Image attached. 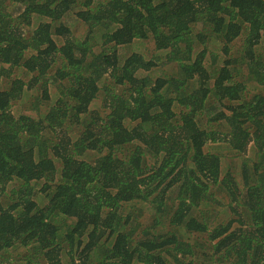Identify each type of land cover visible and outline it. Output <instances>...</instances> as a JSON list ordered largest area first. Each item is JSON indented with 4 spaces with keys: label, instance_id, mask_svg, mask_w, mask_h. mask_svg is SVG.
I'll return each mask as SVG.
<instances>
[{
    "label": "trees",
    "instance_id": "1",
    "mask_svg": "<svg viewBox=\"0 0 264 264\" xmlns=\"http://www.w3.org/2000/svg\"><path fill=\"white\" fill-rule=\"evenodd\" d=\"M263 86L264 0H0V264H264Z\"/></svg>",
    "mask_w": 264,
    "mask_h": 264
},
{
    "label": "rangeland",
    "instance_id": "2",
    "mask_svg": "<svg viewBox=\"0 0 264 264\" xmlns=\"http://www.w3.org/2000/svg\"><path fill=\"white\" fill-rule=\"evenodd\" d=\"M11 8H10V10H12ZM34 20H36V19H34ZM35 24H36V21L34 22V25ZM72 29H73V32H74L73 33L74 37L75 38H78V39H80V38L82 39V37L84 36V33H85L84 26L80 24V25H76ZM135 50L138 51V52H142L145 55L146 58L150 57L151 55H155L157 57L159 54L160 55L163 54L160 51H157V53H151V52H149L151 49L149 47L145 46V45H143L139 49L136 48V47H134L133 48V51H135ZM131 51H132V49L130 50V52ZM129 53H127L125 51V49H122V48L118 49V54H119V57L121 59L123 57H125ZM216 53H219V51L216 50ZM206 59H207L206 60V63H207V61H209V59H208V57ZM220 62H221V60H220ZM168 66H169V69L167 70V72H169L171 70V66L170 65H168ZM164 68L165 67H163V69ZM21 71H22V69L18 72L19 75H20ZM156 73H157V76H158V74H161L162 73V70L158 68V70H157ZM140 75H143V74L141 73ZM1 81H2V84H4V78H1ZM253 85L256 86L255 84H248V88H251ZM51 90L52 89H50V91ZM248 92H250V91H248ZM255 92L264 93V86L263 87H259L258 89H255ZM34 94H35V91H34ZM35 95H32V96L28 95L23 100H21V101L15 103L14 105H12V109H13V112L15 113V115L25 114V115H29L31 117H35V115L37 114V112L35 111V109L31 108V104L35 102V97H36ZM98 105H99V103H93L92 108L98 109V107H99ZM41 110L44 111V108H42ZM206 147L208 149H210V147H215L216 148V145L207 144ZM217 147H220V149L218 150V152L221 153L224 156V159H225L224 161L226 162V165H228L230 167L231 163H238V159L235 160V158L233 157L234 154L232 153V151L230 150V148L226 144H218ZM91 156H94V155H91ZM214 208H215V215L219 219V217L222 214L219 212L218 208L217 209H216V207H214ZM151 215H153L152 212H147L146 213V211L144 210V214L143 215H140L141 216L140 217V220L141 221H144L145 219L148 220L151 217ZM61 228H62V230H64V227L63 226ZM161 232L165 233V227H163V229L161 230ZM185 238H186V236H185ZM186 240H187V238H186ZM23 252H24V249L22 247H18L17 250H15L12 253H13V255H16V254L19 255V254H21ZM77 256H78V253H77ZM201 259H202L201 257H198V262H201ZM17 263H19V262H17ZM14 264H15V262H14Z\"/></svg>",
    "mask_w": 264,
    "mask_h": 264
}]
</instances>
